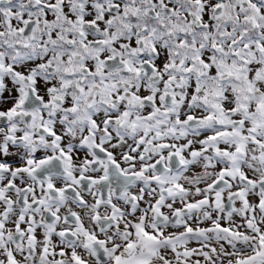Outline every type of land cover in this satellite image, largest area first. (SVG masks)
<instances>
[{
  "label": "snow or ice",
  "instance_id": "obj_1",
  "mask_svg": "<svg viewBox=\"0 0 264 264\" xmlns=\"http://www.w3.org/2000/svg\"><path fill=\"white\" fill-rule=\"evenodd\" d=\"M0 264H264V0H0Z\"/></svg>",
  "mask_w": 264,
  "mask_h": 264
}]
</instances>
